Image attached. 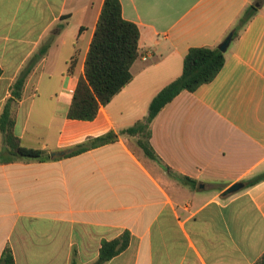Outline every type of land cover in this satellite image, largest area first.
<instances>
[{
    "label": "crops",
    "instance_id": "0c3cea01",
    "mask_svg": "<svg viewBox=\"0 0 264 264\" xmlns=\"http://www.w3.org/2000/svg\"><path fill=\"white\" fill-rule=\"evenodd\" d=\"M104 1L0 0V117L22 76L15 134L50 156L11 158L0 129V259L10 246L16 264H99L103 242L126 234V248L102 264H256L264 180L244 182L264 174V0H120L140 31L133 79L95 120H72ZM251 5L217 77L152 122L163 164L145 157L137 137L120 133L146 119L190 48L219 47ZM109 132L116 141L65 157Z\"/></svg>",
    "mask_w": 264,
    "mask_h": 264
},
{
    "label": "trees",
    "instance_id": "16d2710c",
    "mask_svg": "<svg viewBox=\"0 0 264 264\" xmlns=\"http://www.w3.org/2000/svg\"><path fill=\"white\" fill-rule=\"evenodd\" d=\"M256 11L255 5L245 10L235 28L229 33V35L232 34V40L238 37L239 32L254 17ZM139 39V28L135 23L124 19L120 0H105L85 61L84 77L80 78L69 107L67 115L69 119L95 120L100 108L108 105L132 81L131 67L139 58ZM225 62V52L219 47L190 48L183 61L182 74L152 99L146 119L123 130L120 134L137 137L136 145L144 156L163 164L150 143L152 122L160 111L183 91L195 92L200 86L211 83L222 70ZM24 83L25 79L22 76L15 82L12 98L7 101L0 117L5 153L13 159L47 161L50 159L48 154L42 150L24 147L20 138L15 134L14 105L22 97ZM117 137L115 133L109 132L96 138H90L74 146L65 157L75 156L112 143ZM165 168L170 171L169 167L165 166ZM181 180L191 187L197 185L196 181L188 177H181ZM262 180H264V174L244 183L246 187H250ZM127 236L123 234L111 242H103L98 263H105L122 252L128 244ZM0 264H16L10 246L4 249ZM256 264H264V256Z\"/></svg>",
    "mask_w": 264,
    "mask_h": 264
},
{
    "label": "water",
    "instance_id": "95a60500",
    "mask_svg": "<svg viewBox=\"0 0 264 264\" xmlns=\"http://www.w3.org/2000/svg\"><path fill=\"white\" fill-rule=\"evenodd\" d=\"M232 41V34H230L226 39L225 41L219 46V49L223 52H226L228 46L230 45ZM244 187V184L243 183H236L234 185H232L230 188H228L224 193L223 195L224 196H227V195H230V194H233L235 192H237L238 190L242 189Z\"/></svg>",
    "mask_w": 264,
    "mask_h": 264
}]
</instances>
